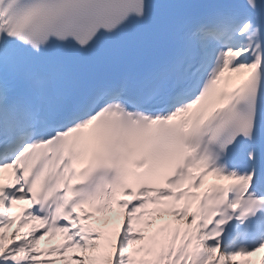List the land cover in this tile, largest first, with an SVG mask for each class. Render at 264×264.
<instances>
[{"label": "snow or ice", "instance_id": "1", "mask_svg": "<svg viewBox=\"0 0 264 264\" xmlns=\"http://www.w3.org/2000/svg\"><path fill=\"white\" fill-rule=\"evenodd\" d=\"M254 257L264 0H0V264Z\"/></svg>", "mask_w": 264, "mask_h": 264}, {"label": "bare ground", "instance_id": "2", "mask_svg": "<svg viewBox=\"0 0 264 264\" xmlns=\"http://www.w3.org/2000/svg\"><path fill=\"white\" fill-rule=\"evenodd\" d=\"M229 264H232V262L231 261H229ZM258 264V263H257Z\"/></svg>", "mask_w": 264, "mask_h": 264}]
</instances>
